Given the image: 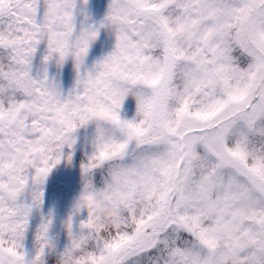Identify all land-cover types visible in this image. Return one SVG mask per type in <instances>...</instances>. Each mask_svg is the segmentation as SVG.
I'll list each match as a JSON object with an SVG mask.
<instances>
[{"label": "snow or ice", "instance_id": "6c2138e0", "mask_svg": "<svg viewBox=\"0 0 264 264\" xmlns=\"http://www.w3.org/2000/svg\"><path fill=\"white\" fill-rule=\"evenodd\" d=\"M0 264H264V0H0Z\"/></svg>", "mask_w": 264, "mask_h": 264}]
</instances>
